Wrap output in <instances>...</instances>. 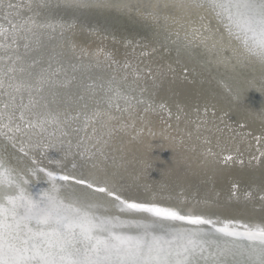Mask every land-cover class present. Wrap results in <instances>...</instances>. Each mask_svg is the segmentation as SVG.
I'll return each instance as SVG.
<instances>
[{"label":"snow or ice","instance_id":"obj_1","mask_svg":"<svg viewBox=\"0 0 264 264\" xmlns=\"http://www.w3.org/2000/svg\"><path fill=\"white\" fill-rule=\"evenodd\" d=\"M26 6L48 9L54 5L51 0H29ZM55 6L71 10L129 7L113 0H57ZM204 6L225 22L245 57L264 64V0H157L155 6L149 5L153 8L149 15L159 19L164 11L175 16ZM20 7L0 0V9L6 8L9 15ZM66 27L70 25L38 23L34 17L20 23L9 21L8 27L0 25V264H264V219L228 221L218 227L208 216L180 204H164L155 197L125 198L106 175H77L63 170L60 161L59 171L36 161L31 168L11 162L9 147L16 148V134L25 130L38 137L31 147L59 146L65 157L72 154L70 140L65 147L63 139L54 143L52 138L57 133L66 137L65 129L77 121V133L96 126L87 139H95L91 147L100 152L97 145L106 143L104 136L115 130L113 113L131 116L144 103L132 94L131 85L126 88L110 77L86 86L88 97L95 98L91 110L87 103L75 114L67 108L60 110L59 105L72 102L62 90L75 77L65 74L61 79L63 68H53L51 62L36 71L38 61L26 57L42 46L43 36L52 39L58 30L62 36ZM84 99L83 93L76 97ZM157 109L167 111L166 105L154 102L144 110ZM44 134L48 143H43ZM86 142L81 137L77 143L79 155H95ZM19 151L24 153V148ZM33 178H46L47 186L37 189Z\"/></svg>","mask_w":264,"mask_h":264},{"label":"rangeland","instance_id":"obj_2","mask_svg":"<svg viewBox=\"0 0 264 264\" xmlns=\"http://www.w3.org/2000/svg\"><path fill=\"white\" fill-rule=\"evenodd\" d=\"M9 2L22 7L10 15L6 8L0 9V25L4 27H8L9 21L20 23L34 15L37 22L42 23L39 22L42 13L48 10L55 12L62 8L53 6L48 9L35 7L29 9L26 6L29 0H4L5 5ZM193 9L188 11L189 13L170 16L161 24L153 18L150 20L140 15L138 17L141 21H130L121 17L97 16L78 10H66L100 20L129 21L134 25L140 24L143 20L148 24L149 20L157 29L165 28L168 23H173L174 19L188 17L192 26L190 34L205 41L206 28L208 24L212 25L211 19L207 17L205 22L201 14L196 10L193 12ZM37 12L39 15H36ZM201 18L206 27L201 25ZM68 25L70 27L65 28L62 36L59 30L52 34V39L43 36L42 46L26 57L28 60L38 61L36 71L46 68L51 62L53 68H63L61 79L65 74L68 77H75L71 86L62 90L72 97L71 104H61L59 109L63 111L67 108L75 114L87 103L88 110H91L95 98L88 97L86 86L93 82L106 81L110 77H115L126 88L131 85L132 94L144 103L137 105L131 116L127 113L123 115L113 113L117 116L112 122L115 130L110 136H104L106 143L97 145L101 149L100 152L91 147L96 142L95 139H87L92 135V127L96 126H90L87 133H77L74 131L79 124L77 121L65 129L69 133L66 137L59 138L57 133V137L52 138L54 143L57 138L63 139L65 147L70 140L72 154L65 157L64 149L59 146L43 150L39 148L44 162L47 159L58 168L57 161H60L63 166H67L68 172L77 175L80 173L86 175L93 173L98 177L106 175L119 191L127 195L125 197H136L141 200L155 197L161 203L180 204L185 209L220 220L225 218L255 223L264 219L263 132H253V129L244 123L239 125L233 120L219 116L198 97H195L194 104L190 107L187 103L186 106L178 104L176 97L182 94L186 97L190 88L189 83L179 75L173 65H166L159 54L139 45L140 42L135 51V48L120 47V43L107 33L105 36L88 28L79 27L77 22ZM180 25L182 30L183 21L176 27L179 28ZM184 34L178 33L177 39L184 38ZM130 36L135 39L136 35ZM144 37L148 45L151 39ZM20 51L24 54L22 47ZM50 57L53 59L50 60ZM123 77H127V80L123 81L121 79ZM82 93L85 99L77 101L76 97ZM152 102L156 105H166L167 111L159 109L145 111L144 109ZM251 113L257 115L255 112ZM260 118L264 116L261 114ZM51 131L49 129V132ZM96 135L99 136L100 132L98 131ZM81 137H85L87 141L85 146L95 155H79L81 149H77L76 145ZM24 139L29 141L28 144L31 142L35 145L38 137L28 130L17 133L15 137L17 146L14 150L9 147L10 153L16 151L24 157V153L28 151L24 150V153L19 151L21 147H25ZM48 142L49 137L44 134L43 143ZM229 155L233 158L226 160L225 157ZM31 161L33 166V161L37 160L31 156ZM41 161L45 164L43 160Z\"/></svg>","mask_w":264,"mask_h":264},{"label":"bare ground","instance_id":"obj_3","mask_svg":"<svg viewBox=\"0 0 264 264\" xmlns=\"http://www.w3.org/2000/svg\"><path fill=\"white\" fill-rule=\"evenodd\" d=\"M113 2L116 4H127L129 7L127 9L117 7L95 8L96 10L88 8L78 11L97 16L109 15L110 17H121L130 21H141L138 15L148 19L153 18L149 15V12L153 10L149 5L155 6L157 0H113ZM51 3L54 6L56 4L52 1ZM194 10L201 14L205 22H207V17L211 19L212 25L208 24L206 28L207 35H205V41L200 39L201 37H193L190 34L192 26L187 19L188 17L184 19L179 18V20L174 19V22L170 24L165 22L167 24L165 28L161 27V29L159 27L160 29H157V26L150 24L149 20H147L148 24L143 20L138 25H134L129 21L100 20L67 11L62 7L58 8L55 12L50 10L45 11L41 14L39 22L52 21L63 23L64 25L77 22L79 27L88 28L101 35L107 33V35L114 37L113 39H116L117 43H120L121 46L118 44L120 47L135 48L136 51L139 45H143L149 50H154L155 53L160 55V58H162L166 65H173L179 72V75L189 83L190 88L186 95L188 107L192 106L195 97H198L199 100L208 105L219 116L233 120L239 125L244 123L248 128H252L253 132L264 133V118H260L261 114L264 116V64L251 57H245L242 54L243 48L240 41L229 34L225 22L218 19L210 8L204 6L193 9V12ZM180 14L178 13L175 16H179ZM165 16L170 18L173 15L164 11L159 19L153 18V20L161 24L164 23ZM202 18L201 25L205 26L206 23L202 21ZM182 21L184 28L181 30V25L179 28L176 26ZM149 24L151 28L148 27ZM180 32L182 34L185 33V36L178 40L179 36L177 34ZM130 34L136 35L135 39ZM144 36L151 39L150 42L148 41V45ZM201 36L203 38V35ZM138 42H140L139 45ZM186 103L184 106H186ZM251 112H255L257 115H253ZM28 142L27 139H24L25 147L23 148L28 153H24L23 157L22 154L11 151V162L17 164L20 168H31L32 156V159L37 160L36 162L41 167L53 171L61 170L54 167L47 159L44 162V157L40 156L41 152L38 150L39 148L31 147L32 143L28 144ZM13 158L17 162L13 161ZM40 159L45 164H42ZM63 170L68 171L67 166H64ZM33 180L34 187L37 189L47 186L46 178L43 180L33 178ZM124 195L127 196L125 193ZM110 211L115 213V209ZM219 217L222 216L219 215ZM209 218L215 221L218 227L228 221H240L233 219L226 220L225 218L220 220L212 216H209ZM241 222L243 221L241 220Z\"/></svg>","mask_w":264,"mask_h":264},{"label":"trees","instance_id":"obj_4","mask_svg":"<svg viewBox=\"0 0 264 264\" xmlns=\"http://www.w3.org/2000/svg\"><path fill=\"white\" fill-rule=\"evenodd\" d=\"M181 94H182V92H181ZM174 100V99H173ZM175 100H178L179 102H178V104H180V105H182V106H184V104L188 101L187 100V98L184 96V94H182V95H179L178 97H176V99ZM149 186V185H148ZM150 187V186H149ZM151 193H155V192H151ZM159 193H161V192H159ZM157 194V193H156ZM158 195H160V194H158ZM129 197V196H128ZM128 197H125V198H128Z\"/></svg>","mask_w":264,"mask_h":264}]
</instances>
